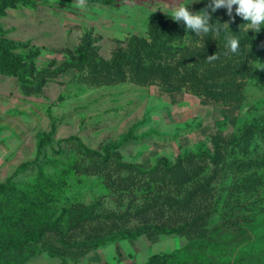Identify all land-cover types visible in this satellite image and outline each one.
<instances>
[{
  "label": "rangeland",
  "instance_id": "obj_1",
  "mask_svg": "<svg viewBox=\"0 0 264 264\" xmlns=\"http://www.w3.org/2000/svg\"><path fill=\"white\" fill-rule=\"evenodd\" d=\"M24 2L6 7L0 17L4 37L19 46L15 52H37L27 82L0 75V184L8 181L13 188L0 192V248L34 237L42 226L54 229L36 244L0 251V264H146L152 256L188 244L190 236L219 240L224 247L214 254L191 250L185 264L207 258L206 264H237V241L248 243L245 264H264V189L245 190L264 181V169L258 166L264 163V83H253L252 76H264V70L250 64H264V38L255 51L246 41L239 42L235 53L228 47V38L244 31L258 40L264 24L254 32L236 15V6L229 16L224 7L213 12L211 0H85L83 7L76 6L77 0ZM178 6L207 13L209 23L221 24L224 38L186 31L169 14ZM155 22L163 24L166 33L160 38L174 57L129 63L128 40L135 37L147 45V27ZM177 30L183 37L172 39L168 34ZM83 45L97 61L93 73L73 66ZM213 54L217 59L209 60ZM194 59L202 64L192 66ZM116 64L114 77L108 72ZM37 73L51 76L38 91L26 94ZM244 76L242 102L223 105ZM45 137L48 141L36 153L37 142ZM69 137L98 156L83 154L78 143L64 141ZM115 154L142 171L158 159L172 167L177 157L195 155L186 170L198 175L194 184L179 190L163 187L167 180L158 175L154 188L144 189L147 178L119 168ZM26 162L30 164L15 172ZM123 182H132L133 191H119ZM204 183L214 206L189 237L140 236L91 251L72 248V242L126 229L146 213L156 214L157 208L150 210L154 206L181 201ZM194 196L195 204L205 202L202 195ZM196 208L206 214L203 207ZM62 211L68 214L59 220Z\"/></svg>",
  "mask_w": 264,
  "mask_h": 264
},
{
  "label": "trees",
  "instance_id": "obj_2",
  "mask_svg": "<svg viewBox=\"0 0 264 264\" xmlns=\"http://www.w3.org/2000/svg\"><path fill=\"white\" fill-rule=\"evenodd\" d=\"M20 2L25 4L24 1L26 0H1L0 4V17L4 16V9L7 8H13L15 6V3ZM23 1V2H22ZM71 1V0H66ZM92 1V0H87ZM213 24L215 27L219 29V31H210L215 32L218 34L219 37H223V29L221 24L218 22L210 23ZM147 39L148 44L147 45H141L138 40L135 37H131L128 40V51H129V63H133L134 61L140 59L144 62L147 61H168L171 60L175 53L173 51L169 52V49L165 47V44L163 40L160 38L164 33H166L163 30V24L161 22H155L150 24L147 27ZM171 36L172 39H180L183 37V33L181 30H177L176 33L168 34ZM264 38V36L260 37L258 40H254V38L251 36V34L247 31L241 32L238 34L235 39H237L239 42L246 41V44L248 45V48L250 50H256L259 42ZM15 50H19V46L13 44L12 41L8 40L4 37V32L0 30V75L9 76V77H16L22 82H27L25 80V76L31 77L32 75V65H33V58L37 56V52L35 51H27V52H15ZM92 54V56L88 57L87 55ZM94 53L91 49L88 48L87 45H83L82 47L77 48L76 50V60L73 64L77 69H83L86 70L89 73H93L97 69V61L94 58ZM200 60V57H198ZM198 59H194L191 63L192 66H197L202 64V62H199ZM119 64H116L114 68H109V72L113 74L114 77H116V71L118 69ZM251 75V74H250ZM50 74L46 73H37L35 75L36 81L35 84L32 86V88H29L30 91H26V94H33L36 91H38L39 86H41L44 82V78L50 77ZM255 78V82L253 83H264V76L262 75H252ZM115 80H118L117 78H114ZM122 81V78L120 79ZM119 81V80H118ZM247 82L245 80H242V84L238 83L235 87H232L231 93L229 96H227V99L229 100L228 103H223V105H232V104H239L242 102L244 95L242 93V87L246 86ZM191 93L199 94L195 90L191 89ZM208 97V96H207ZM206 97V98H207ZM222 100V99H221ZM220 100V101H221ZM249 136L247 134L244 135L243 139L247 140ZM75 141L79 144V147L83 154L88 156H98V154L95 151H92L90 149H87L83 145L79 143V141L74 137H69L65 139L64 141ZM43 141H48V137L42 138L37 142L36 145V153L39 152L40 147L43 143ZM242 153V152H241ZM107 159L106 156H104L101 160L105 162ZM197 159L195 155L188 156L185 158L177 157L175 162L173 163L172 167H165L166 163L162 159H158L156 161V164L147 171L138 170L137 168L123 163L119 160L118 154H115V163L119 168L129 170L128 172L132 173L134 176H144L147 178V185L144 189H150L154 188V181L153 179L158 177V175H161L163 179H166L167 181L162 183L163 187L165 185L172 186L174 189L179 190L187 185L189 183L193 182L197 178L198 173L194 175H189L186 166L189 165L187 163H194V161ZM34 161V160H33ZM30 163L26 162L21 165H19L15 172L22 170L26 165H29ZM261 170L264 169V163L258 165ZM254 166V170H258L259 167ZM160 167V168H159ZM260 171V170H259ZM144 179V178H143ZM133 180L132 182H134ZM123 184L126 185L125 187H121L119 191H130L133 190V184ZM138 185V184H137ZM241 188L245 189L246 186L240 185ZM208 186L204 183L202 185H196L194 186L191 191L185 194L183 199L173 201V204L165 205V206H154L150 210H154L155 208L158 209V212L154 215L145 214L142 218V220H139V222L133 224L132 226H129L126 229L117 230L114 233H109L107 235H101L99 239H95L91 242H80L74 244L71 243L72 248H83L84 251H91L96 249L97 247L104 246L106 244L113 243L116 240L119 239H135L140 236H145L147 238H150L155 235H184L186 237H189V234H191L192 229L201 221L203 218H209L210 215L208 214L209 208L211 209L214 206V202H209L208 200ZM137 189V188H136ZM260 189H264V181H259L256 183L251 184V186H248L245 190L248 192H257L259 193ZM13 188L11 187V184L7 181L6 184H0V192L1 191H12ZM238 194H243V190H235ZM177 192V191H176ZM178 193V192H177ZM194 195H202V199L205 201L202 205L195 204L193 201ZM203 207L204 210H206V214H199V210L196 207ZM67 211H62L60 219H63L65 215H67ZM129 216H126V220ZM176 222H181L180 224H177ZM238 225V223H236ZM52 226H42L36 230V233L34 237L24 236L22 239V242L17 245H10V246H4L0 248V251H5L7 247L17 250L19 245H25V244H36L39 239L42 237V235L46 232L53 231ZM198 240H194L193 236H190L188 239V244L182 246L179 249L173 250L172 252L160 255V256H152L146 264H185L184 262V256L188 255L191 250L200 252H206L210 251L212 254L216 252V250H220L224 247L223 244L220 243L219 240L215 239H203L202 236L198 237ZM197 239V238H195ZM236 244H239V250L238 254L236 255V261L237 264H245L243 262V257L246 255L245 248L248 245V243H239V241L235 242ZM67 249H70L67 247ZM198 252V253H200ZM205 261V260H204ZM207 262H200L201 264H206L209 261V259H206ZM198 262H194L191 264H200Z\"/></svg>",
  "mask_w": 264,
  "mask_h": 264
},
{
  "label": "clouds",
  "instance_id": "obj_3",
  "mask_svg": "<svg viewBox=\"0 0 264 264\" xmlns=\"http://www.w3.org/2000/svg\"><path fill=\"white\" fill-rule=\"evenodd\" d=\"M76 6H85V0H77ZM233 6H236V15L242 17L247 21L249 29L254 32L261 30V25L264 24V0H211L210 7L215 12L219 8H226L229 16L232 15ZM206 13V12H205ZM172 19L177 23H183L186 31L195 32L197 36L207 34L210 31H219L217 27L210 24L211 17L206 15H199L190 12L187 6H178L170 13ZM228 47L231 52L235 53L239 47V41L235 38H228ZM209 60L217 59L216 55L208 56ZM254 67L264 70V64L251 61Z\"/></svg>",
  "mask_w": 264,
  "mask_h": 264
}]
</instances>
